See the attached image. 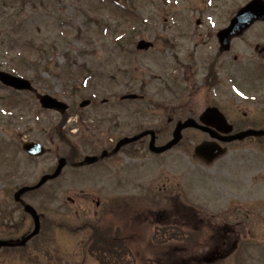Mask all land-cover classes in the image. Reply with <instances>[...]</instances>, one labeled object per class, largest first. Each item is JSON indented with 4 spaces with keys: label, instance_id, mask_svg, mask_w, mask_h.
I'll list each match as a JSON object with an SVG mask.
<instances>
[{
    "label": "rangeland",
    "instance_id": "1",
    "mask_svg": "<svg viewBox=\"0 0 264 264\" xmlns=\"http://www.w3.org/2000/svg\"><path fill=\"white\" fill-rule=\"evenodd\" d=\"M249 1L0 0V69L16 71L34 86L33 92H17L0 84V237L17 238L33 227L13 199L20 186L52 171L60 156L73 150L84 156L100 148L96 135L101 133L71 130L78 118L89 123L105 118L100 121L104 133L109 120L124 113L126 121L140 124L137 133L146 126L167 128L173 108L179 117L199 113L216 95L230 102L222 106L237 129L264 127L255 116L264 111V20L232 40L230 53L218 58L220 83L213 90L202 85L208 65L220 53L217 32ZM142 38L154 47L137 50ZM187 64L198 72H188L186 85ZM171 78L175 90L168 88ZM38 93L69 105L60 130L62 115L43 109ZM127 93L144 100H120ZM84 99L93 105L80 108ZM185 131L181 145L163 156H153L147 140L125 154L123 163L110 161L90 170L66 167L60 178L27 193L24 198L42 214L41 232L24 248L0 250V264H101L112 240L116 254H125L119 264H181V257L203 255L212 245L201 235L205 227L199 210H208L202 205L203 188L208 205L219 208L209 212L232 211L217 218L215 232L226 230L230 240L226 257L213 264H264V141L234 143L215 165L203 168L194 147L205 136ZM168 137L163 134L158 142ZM27 140L44 144L48 153L30 159L22 149ZM224 179L234 180L236 190L215 202V186ZM89 195L112 200L102 232L89 226L98 223L106 205L88 203L84 198ZM123 205L124 213L119 210ZM181 220L183 230L175 224ZM186 245L187 250L181 249ZM123 246L129 251L123 253Z\"/></svg>",
    "mask_w": 264,
    "mask_h": 264
},
{
    "label": "flooded vegetation",
    "instance_id": "2",
    "mask_svg": "<svg viewBox=\"0 0 264 264\" xmlns=\"http://www.w3.org/2000/svg\"><path fill=\"white\" fill-rule=\"evenodd\" d=\"M219 48H220V53H219V56H216L214 58V64H218V62L222 59V55L223 54H226V53H230L231 49L229 51H221V46L219 44ZM264 51V48L260 50V52H263ZM218 58H221L220 60H218ZM233 59L234 60H237L238 57L237 55H234L233 56ZM222 62V61H221ZM230 62V59H228L227 61H224V63H228ZM218 66V65H217ZM224 66V65H223ZM210 68V67H209ZM219 68V66H218ZM208 69V68H207ZM190 71H193V72H198L197 69L194 67V66H190V65H185L184 66V71L183 73H186L185 77L183 76V81L186 82V85L188 84V72ZM218 73L217 74V82L218 84L220 83V80H221V76L219 75V71H217ZM211 71H207L204 75H203V78H202V85H205V86H208L211 84V77H210V74ZM183 75V74H182ZM228 78V81L230 79V75L227 76ZM264 79V78H263ZM169 81V86L168 88L170 90H175L173 88V80L172 78ZM212 87V86H211ZM213 88V87H212ZM211 89V88H210ZM176 94H180V93H176ZM183 93H181L180 95L182 96ZM215 97V98H214ZM214 97L212 96L211 98H207L208 100V104H207V107L200 111L199 113H195V112H191V115L192 117H195L196 119L200 120L202 116H204V111L208 108V107H217L223 114L224 116L226 117V119L228 120V122H233L232 119L230 118V113H227L226 112V109L222 106V105H225V104H228L230 102L228 101H224V99H221V98H217L219 96H216L214 95ZM264 97V95L262 96ZM182 99V97H181ZM137 100H144V99H137ZM136 101V100H135ZM92 104V103H91ZM157 105H161V104H157ZM176 109L173 108V116H170L167 118V122H168V127L167 128H157V127H149V126H146L144 129H149V128H154L156 130V133H157V140H158V137H160L161 135L163 134H169V139L171 138L172 134H173V130L177 124V122L179 120H184L186 119L187 117H190V116H177V112L175 111ZM124 110H122L123 112ZM215 113H211L208 117H207V120L210 122V123H214L213 125L216 127H214L212 124H210V126L215 130V137H211L210 133L208 132H202V134L205 136V138L203 140H215L218 144L224 146V148H230L232 146V144L236 143L237 141H234V142H225V138L234 134L236 131H238L237 127H236V124L235 123H232L234 129L232 132H229L228 134L224 133V130L226 128H229V126L227 124H224L222 125L221 123H216V121L218 120V116H217V111L215 110L214 111ZM124 113H119L116 115V117L111 121L109 120V123L106 125L105 127V132L103 133L102 132V128L104 127V125L101 123V122H106V119H95L93 120V122H87L86 120H77L76 122V133H83L85 131H94L95 133H101L100 136H98V134L96 135L97 138L99 139L98 143H99V146L100 148L94 152L93 154L94 155H101L104 151L106 152V156L100 160H98L97 162L93 163V164H90V165H85V166H82V168H91V167H94L96 165H99V164H109L110 161H118V162H122L123 160V156L125 154H132L133 152L135 151H138V148L136 147V145L138 143H141V142H145L147 140H150V135L146 136L145 138L137 141V142H134V143H131V144H128L126 146H123L121 147L117 152H113L114 149H115V146L117 144V142L125 137L126 135L128 136H132L134 135L136 132H135V129H136V126H140L139 123H137L136 121L134 120H128L126 121L123 117ZM244 116H247V114L245 113ZM249 116H254V113H251ZM256 117H260V119H262L264 121V111L262 112V114L260 115H255ZM174 117H176V119H174ZM102 120V121H101ZM101 121V122H100ZM170 127V128H169ZM169 128V129H168ZM140 130V129H139ZM200 131V130H199ZM231 133V134H230ZM168 140V139H167ZM248 141H254V142H263L264 141V137L262 138H255V137H250V138H247ZM158 142V141H157ZM182 141L180 142V145H181ZM171 151H168V152H164V153H160V154H157V153H152L151 154L153 156H163L167 153H169ZM72 159L74 161L72 162H77V161H81L82 159H79L80 158V154H76L75 152L72 154ZM123 163V162H122ZM205 165H208V166H212V165H215V162L212 163V164H205ZM102 178V176H100ZM223 179V178H222ZM167 185L166 183H164V188L167 190ZM217 189V193L214 197V201L215 202H218L219 201V198L218 197H224L223 195H230L231 194V191L232 190H236V184H235V181L233 180L232 183L229 181V180H218L217 181V186H215ZM204 190V194L202 195V205L206 208H208V210H204V209H200L199 212L202 214L201 216V223L202 225L205 227L204 229V232L201 233V235L205 236L207 235V237H209L210 241H212V245L209 247V250L207 251V253L204 255H200V256H196V257H193L192 259H190L189 257H181L180 259V262L181 264H189V263H192L193 261H196L197 263H210L214 260L215 257L217 259H224L226 257V248L228 249V246H229V240H230V237L228 236V233L229 232H226L225 231H219V234L216 231V228L217 226H215L218 222H217V218L219 217H229L227 216L226 214H230L232 213V211H230L229 209H224L223 211H225L223 214L221 213V215L215 213V212H209V210H214V209H219V208H216L214 207L215 205L213 204V206H209L208 205V198L206 197V188H203ZM178 192L180 193V195L182 197H184V195L178 190ZM178 193V194H179ZM173 194V191L170 192V196ZM181 196H178V198L180 199ZM92 199L93 201L96 202V206L99 208L101 206V203L102 202V199L100 200V198H90ZM169 199L171 200V197H169ZM177 200V199H176ZM207 201V203H205ZM124 202V199L122 197V199H119V204L123 203ZM113 208V204L110 203V201L108 200L107 204H106V208H105V211L103 213L102 216H100V220L102 221V223H104V218L106 217L104 214L106 213H110V210ZM119 210L123 211L124 213V205L123 206H120L119 207ZM223 211H220V212H223ZM204 214H207L206 216ZM204 215V216H203ZM203 218V219H202ZM108 222V221H107ZM176 225H180L182 228L184 226H186V222H183L182 220L180 222H175ZM171 225V224H170ZM181 228V229H182ZM119 230V229H118ZM183 230V229H182ZM118 231L116 230V233ZM120 233V232H119ZM118 233V234H119ZM188 236V234H187ZM118 237H120L121 239V242L123 241V238L119 235ZM112 241H115V240H112ZM181 249H184V250H187L188 249V246H181ZM212 254V256H211Z\"/></svg>",
    "mask_w": 264,
    "mask_h": 264
},
{
    "label": "water",
    "instance_id": "3",
    "mask_svg": "<svg viewBox=\"0 0 264 264\" xmlns=\"http://www.w3.org/2000/svg\"><path fill=\"white\" fill-rule=\"evenodd\" d=\"M259 19H264V0H252L246 6H244L239 10L237 15L232 19L229 27L221 30L218 33L221 43L226 44L227 46L232 36L240 34L245 29H247L254 21ZM150 46H152V43L145 40H141L137 45L138 49H148ZM0 81L7 86L19 90H32L33 88L31 82L28 79L18 77L4 71H0ZM38 97L41 105L46 109H55L64 113L68 108V105L66 103L58 100L57 98L49 94L38 95ZM136 97H137L136 94H130L125 96L124 98H136ZM88 103L89 101H84L82 105H87ZM211 111L212 109H209L207 110L206 113H209ZM222 121L226 123V120L223 119ZM188 127H195L202 129L204 131H209L214 136L208 125L199 124L195 119L189 118L183 122L181 121L178 122L174 131L173 139L163 146H156L155 132L148 130L136 135L135 137L122 139L118 143L116 149L120 148L122 145H125L129 142L138 140L147 134H151L152 137L150 141V149L154 152L161 153L176 145L182 138L183 129ZM232 129H233L232 126H229V128L226 129L225 132L228 133ZM249 136H258V137L264 136V129L243 130L232 136L226 137L225 140L228 142L234 140H243ZM23 149L32 156L43 155L46 151L41 144L35 142H25L23 144ZM194 153L196 156L200 157L206 162H212L215 158L224 154L225 149H222L221 147H217L215 142L204 141L195 147ZM97 160L98 157L87 156L85 160L82 163H80V165H83L85 163H92ZM66 163H67L66 159L61 158L58 167L56 168L54 173L43 175L37 184L33 186H24L15 193V200L21 202L24 205L25 211L33 216L35 227L29 235L23 236L20 239H10V240L0 239V248L23 246L27 243L28 240H30L32 237H34L40 232V227H41L40 216L37 214V211L31 205L26 204L22 200L21 196L28 191H32L40 188L48 180L56 178L61 173L62 168L66 165Z\"/></svg>",
    "mask_w": 264,
    "mask_h": 264
},
{
    "label": "trees",
    "instance_id": "4",
    "mask_svg": "<svg viewBox=\"0 0 264 264\" xmlns=\"http://www.w3.org/2000/svg\"><path fill=\"white\" fill-rule=\"evenodd\" d=\"M60 126V125H59Z\"/></svg>",
    "mask_w": 264,
    "mask_h": 264
}]
</instances>
